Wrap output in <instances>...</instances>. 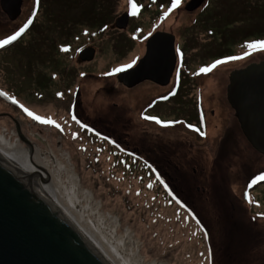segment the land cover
I'll use <instances>...</instances> for the list:
<instances>
[{
    "label": "rangeland",
    "instance_id": "374dc122",
    "mask_svg": "<svg viewBox=\"0 0 264 264\" xmlns=\"http://www.w3.org/2000/svg\"><path fill=\"white\" fill-rule=\"evenodd\" d=\"M36 1L23 0L12 21L0 0V42L36 19L0 49V133L21 143L11 152L24 157L31 144L63 162L143 264H264V155L227 98L233 72L264 62V51L247 47L264 41V0H204L194 11L192 0L176 9L133 0L135 16L129 0ZM157 33L175 37L173 77L128 88L119 75L139 65ZM238 36L246 41L232 43ZM217 61L227 62L200 71Z\"/></svg>",
    "mask_w": 264,
    "mask_h": 264
},
{
    "label": "water",
    "instance_id": "95a60500",
    "mask_svg": "<svg viewBox=\"0 0 264 264\" xmlns=\"http://www.w3.org/2000/svg\"><path fill=\"white\" fill-rule=\"evenodd\" d=\"M203 2L192 0L186 10L194 11ZM22 5V0H1L13 21ZM146 45L139 65L119 75L128 88L144 81L165 86L171 80L177 61L175 37L157 33ZM93 53L88 49L82 55ZM227 98L243 134L264 155V62L233 72ZM0 264L110 263L26 173L0 155Z\"/></svg>",
    "mask_w": 264,
    "mask_h": 264
},
{
    "label": "bare ground",
    "instance_id": "6f19581e",
    "mask_svg": "<svg viewBox=\"0 0 264 264\" xmlns=\"http://www.w3.org/2000/svg\"><path fill=\"white\" fill-rule=\"evenodd\" d=\"M164 25V23H161ZM211 134L213 131H210ZM12 139V138H11ZM10 138H7L5 134L0 133V142L3 147L0 146V155L7 159L9 162L18 167L21 171L26 173L36 187L66 216V218L91 242V244L100 252V254L110 263L116 264H143L141 259L137 258V249H131L130 253L125 250L127 244H136L131 237H128L129 243L126 239L120 240L117 238V231L119 223L115 221L112 225L107 222L106 219L100 214L99 207H92L96 205L95 199L92 193L85 192L77 176L72 173L67 166L63 164L57 157L51 156V160H47V156L44 154L40 158L38 152L35 153L33 145L25 147L26 150L20 149L22 155H14L11 150L18 152L16 143H20L17 139L15 142ZM32 146V147H31ZM22 151V152H21ZM52 151L48 150L47 152ZM11 152V153H10ZM27 157L23 160L22 157ZM66 177V179H65ZM72 177V178H71ZM56 180V188H54L51 182ZM84 191V194L82 193ZM62 193L61 198L58 197ZM82 193L85 198L81 197ZM63 199V201L61 200ZM84 200L87 205H83ZM95 203V204H93ZM66 204V205H65ZM67 207L68 209H66ZM90 209V212L87 210ZM71 211H74L79 215L81 221L90 227L92 233L96 234L100 240V244L95 240L91 233L85 231L80 224L73 219ZM97 213L99 216H96ZM111 217V215H109ZM109 224V226L106 224ZM118 225V226H116ZM130 235V232H127ZM133 241V242H132ZM106 249H105V248ZM136 254V255H135Z\"/></svg>",
    "mask_w": 264,
    "mask_h": 264
},
{
    "label": "snow or ice",
    "instance_id": "6c2138e0",
    "mask_svg": "<svg viewBox=\"0 0 264 264\" xmlns=\"http://www.w3.org/2000/svg\"><path fill=\"white\" fill-rule=\"evenodd\" d=\"M38 2H39V0H37V3ZM129 2L131 4L132 14L135 16L138 13L139 9H138L137 5L133 2V0H129ZM180 5H181V0H172V8L173 9L178 8ZM26 27H27V25L25 26V28ZM25 28H22L20 30V32H18L15 36L10 37L8 40H4V41L0 42V48H3L4 45L9 44L13 40H15L17 38V36L21 35V33H23L25 31ZM247 47L249 49H252V50H261V51H264V41H259V42H256V43H249L247 45ZM65 50H67V49H65ZM226 62L227 61H217L216 64H213L211 67L201 68L200 71L202 73H210L218 64H223V63H226ZM134 63H135V61H133V63H131V64L125 65L122 68H117L115 71L116 72H123L126 69L132 68L133 65H134ZM0 95H4V93H0ZM9 99H11V97H9ZM13 103H16V101L13 100ZM24 111L27 112V114L30 117H32L33 120L38 121L41 124H51V125H54L57 128L60 127L58 124H56L55 121H53L51 119L42 118L39 115H35L31 111H29L27 108H25ZM156 123L159 124V123H161V121L157 120ZM257 180L264 181V176L257 177ZM251 202H252L251 199H249V203H251Z\"/></svg>",
    "mask_w": 264,
    "mask_h": 264
},
{
    "label": "trees",
    "instance_id": "16d2710c",
    "mask_svg": "<svg viewBox=\"0 0 264 264\" xmlns=\"http://www.w3.org/2000/svg\"><path fill=\"white\" fill-rule=\"evenodd\" d=\"M161 2H162V4H164V6H166L167 8H169L170 6H172V0H166L165 2H164V0H160ZM214 28V27H213ZM216 29V28H215ZM216 31H217V33L219 34V35H221V33L222 34H224V32H222L221 31V29H216ZM214 31H212V35H214ZM217 34V35H218ZM218 35V36H219ZM239 37V36H238ZM236 38V39H233L231 42L232 43H234L235 41H240L241 43H243V42H245L246 41V39H241L242 38V36H240L239 38ZM244 37V36H243ZM254 40H257L256 39V37H254ZM14 42H17V40L16 41H14ZM186 48V47H185ZM184 52H185V50H184ZM198 52V51H197ZM226 57H228V56H224V55H222V56H220V57H216L217 59L216 60H219L220 58L221 59H224V58H226ZM211 60H214V59H211Z\"/></svg>",
    "mask_w": 264,
    "mask_h": 264
},
{
    "label": "flooded vegetation",
    "instance_id": "af4514ba",
    "mask_svg": "<svg viewBox=\"0 0 264 264\" xmlns=\"http://www.w3.org/2000/svg\"><path fill=\"white\" fill-rule=\"evenodd\" d=\"M3 14H5V13H3ZM35 18L34 17H29V20H28V25H29V23H31V25H29V28L28 29H25V30H28V31H30V29L32 28V26H33V24H34V22H35ZM15 21H17V20H15ZM4 22H5V19H4ZM4 22H1V24H4ZM27 25V26H28ZM22 34V33H21ZM24 36V35H23ZM23 36H21V37H17L15 40H13L11 43H13L14 41H16L17 40V42H19L21 39H22V37ZM10 43V44H11ZM9 45V44H8ZM7 46V45H6ZM5 47V46H4ZM3 47V48H4ZM0 49H2V48H0Z\"/></svg>",
    "mask_w": 264,
    "mask_h": 264
}]
</instances>
